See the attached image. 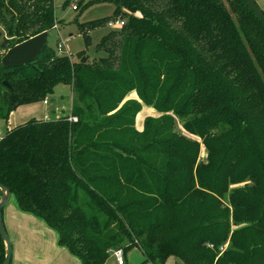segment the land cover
I'll list each match as a JSON object with an SVG mask.
<instances>
[{
	"label": "trees",
	"instance_id": "obj_1",
	"mask_svg": "<svg viewBox=\"0 0 264 264\" xmlns=\"http://www.w3.org/2000/svg\"><path fill=\"white\" fill-rule=\"evenodd\" d=\"M96 1L125 22L96 46L103 57L47 44L0 62V120L60 86L73 94L71 115L6 132L0 185L81 264L135 248L144 263L264 264V24L244 0ZM112 17L80 24L86 46ZM57 23L54 0H0V52ZM142 105L162 116L140 132Z\"/></svg>",
	"mask_w": 264,
	"mask_h": 264
},
{
	"label": "rangeland",
	"instance_id": "obj_2",
	"mask_svg": "<svg viewBox=\"0 0 264 264\" xmlns=\"http://www.w3.org/2000/svg\"><path fill=\"white\" fill-rule=\"evenodd\" d=\"M258 5L264 10V0H256ZM55 12L58 17L57 26L52 30L43 35L40 39L29 43V45L19 44L16 47L12 48L6 54V57L9 61L2 59V63L6 66H16L24 64L34 58H36L41 49L45 45H50L54 47L59 55H66L73 59V61L79 62L80 59L88 57L90 59L103 57L102 52H98L96 46L100 43L101 39L108 34L111 30H116L108 26L100 27L92 32L90 35L92 37V43L90 46H86L85 37L81 33L79 26L80 24H88L92 21L105 20L113 16L115 5L111 2H97L96 0H79L77 3H74V0H54ZM77 6V10L73 9V6ZM122 20V17L111 18L114 22L116 19ZM123 21V20H122ZM87 26V25H86ZM63 43V51L60 54L58 51V45ZM81 52H84L83 55H79ZM5 57V58H6ZM136 93V92H135ZM132 96H138L132 94ZM139 97V96H138ZM48 106L52 110L53 115L51 119H59L66 115H71L73 112V94L70 87L60 86V88L55 90V94L48 99ZM134 100V99H133ZM44 102V101H43ZM143 106V105H142ZM43 113L42 108H38ZM153 108L147 106L142 107V111L139 116L136 118V128L138 131L142 132L144 130L145 121L150 118H158L162 114L157 111H153ZM44 120V119H42ZM30 121V120H29ZM8 123L5 120H0V132L5 130ZM178 128L182 131V125L179 124ZM207 157V152L204 146L201 148V160H205ZM243 186V185H241ZM15 197H12L8 205L4 209V222L6 225V230L8 236L10 237L13 244V259L12 264L14 263L15 253L18 249V244L16 240H13V237L18 235L13 231L12 224L9 222L8 214L9 211H12L16 204ZM16 204V205H15ZM34 216V215H33ZM36 217V216H35ZM38 218V217H36ZM35 222H41L42 227L33 226L32 228L27 227V232L30 230L42 231L50 237L46 228L47 224L42 219H35ZM40 220V221H37ZM16 226H22L20 221H16ZM49 227V226H48ZM50 228V227H49ZM18 229V228H17ZM51 229V228H50ZM46 237H37L30 241V246L27 247V251H32L34 255V264H81V261L76 256L72 255L67 248L60 246L56 243V247H52V239L48 240ZM36 240V241H35ZM32 244V245H31ZM6 249V247H5ZM126 264H153V263H144L145 257L143 253L135 248L127 253L125 256ZM107 264H117L116 260L113 257H110ZM165 264H182L175 258H169Z\"/></svg>",
	"mask_w": 264,
	"mask_h": 264
},
{
	"label": "crops",
	"instance_id": "obj_3",
	"mask_svg": "<svg viewBox=\"0 0 264 264\" xmlns=\"http://www.w3.org/2000/svg\"><path fill=\"white\" fill-rule=\"evenodd\" d=\"M46 33H48V32H46ZM46 33L40 34L36 37H33V38L29 39L28 41H26L22 44L26 43L27 45H29V43H33V41L40 39ZM7 53H8V51L6 53L0 52V62L1 63H2V59L9 61V59L6 57ZM4 66H6V65H4ZM59 88L60 87H58V89ZM132 93L128 95V97L126 98V101L134 99V100H137L140 102V99L138 96L137 97L136 96L130 97V95H132ZM48 105L49 104L45 105L44 102H40V103L26 105V106H22V107L17 108L15 111H13L11 113L9 120L7 121L8 125H7L6 129L4 131L1 130L0 140L3 138V136L6 134V132L8 130H11V129H13V128L21 125V124H24V123L28 122L29 120H32V119H38V120L45 119L46 120V118L51 119L53 112L49 108ZM143 106H146V105H143ZM39 107L43 109V113H42V111H40L38 109ZM149 108L150 107H148V109ZM153 111H155V110H153ZM158 117H160V116H158ZM11 198H10V200H11ZM16 204H17V202H16ZM6 206H5V208H6ZM8 219H9V222H11V224H12L13 231L18 235V239H17V236H15V238L13 237V240H16V242L18 244V249H17V251L15 253V257H14V263L15 264H34L33 262H35V261L33 260L34 259L33 252L27 251V247L30 246V241H33V239H35L37 237H46L48 235H46L42 231H34L33 229L30 230V232H27L26 228L27 227L32 228L33 226H36L37 228L38 227L43 228L41 222H35L36 221L35 219H39V218H36L32 214L25 213V212L21 211L20 208L18 207V204H17V206H15L12 211H9ZM17 220L22 223L23 227L22 226H19V227L16 226ZM37 221H40V220H37ZM44 229L50 235V237L48 236V240L51 241V239H52L51 246L56 247V243H58V235L56 234L55 231L50 229L48 227V225ZM125 264H126V262H125Z\"/></svg>",
	"mask_w": 264,
	"mask_h": 264
},
{
	"label": "water",
	"instance_id": "obj_4",
	"mask_svg": "<svg viewBox=\"0 0 264 264\" xmlns=\"http://www.w3.org/2000/svg\"><path fill=\"white\" fill-rule=\"evenodd\" d=\"M250 10L255 13L258 19L264 24V10L258 5L256 0H244ZM88 57L82 58L81 62L86 63L88 61ZM4 86L11 89V86L5 82ZM0 190L2 191V197L0 199V236L6 247V256L3 264H12L13 258V244L8 236L6 225L4 222V208L8 204L11 198V192L4 186L0 185Z\"/></svg>",
	"mask_w": 264,
	"mask_h": 264
},
{
	"label": "built area",
	"instance_id": "obj_5",
	"mask_svg": "<svg viewBox=\"0 0 264 264\" xmlns=\"http://www.w3.org/2000/svg\"><path fill=\"white\" fill-rule=\"evenodd\" d=\"M79 0H74V3H77ZM74 10H77V6H73ZM125 25V22H123L122 20H117L116 22L109 21L107 26L110 28H117V27H123ZM63 47L64 44L61 43L58 45V51L60 52V54L63 51ZM49 102L48 100L44 101V104L47 105ZM49 118H46V120H48ZM70 120L72 121H77V118H71ZM110 256L113 257L117 264H125V255H124V251L122 249H113L109 252Z\"/></svg>",
	"mask_w": 264,
	"mask_h": 264
}]
</instances>
